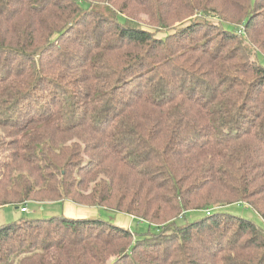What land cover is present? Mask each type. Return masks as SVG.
I'll return each instance as SVG.
<instances>
[{"label": "trees", "instance_id": "16d2710c", "mask_svg": "<svg viewBox=\"0 0 264 264\" xmlns=\"http://www.w3.org/2000/svg\"><path fill=\"white\" fill-rule=\"evenodd\" d=\"M260 52L264 0H0V207L155 228L21 218L0 264H264Z\"/></svg>", "mask_w": 264, "mask_h": 264}, {"label": "rangeland", "instance_id": "374dc122", "mask_svg": "<svg viewBox=\"0 0 264 264\" xmlns=\"http://www.w3.org/2000/svg\"><path fill=\"white\" fill-rule=\"evenodd\" d=\"M83 8H86L85 3L82 4ZM141 21H144L141 18ZM233 27V26H232ZM235 29L237 25L234 26ZM159 36H164L165 33L158 34ZM256 60L258 63L264 67V53L260 52L256 55ZM6 138V134L3 131H0V142L4 141ZM2 150V149H1ZM3 154L7 155L10 154V149L4 150ZM3 160V157L0 154V161ZM26 208L28 209L27 213L21 214L20 210H16L12 206H5L0 207V226L9 224L11 222L17 221L21 218H37V219H44L49 218L55 215L62 214V209L60 205L55 203H33V202H25ZM22 206V205H21ZM79 207V206H78ZM83 208H96L97 213L96 215L85 217H99L100 220L110 222V223H117L118 225H125L126 228L133 233L135 236L144 235L147 233H153L155 231L154 226H150L148 223H145L144 220L137 219L133 216L117 213L111 210H106L100 207H83ZM99 211V212H98ZM225 213H229L231 215H236L245 219H249L256 225L261 226L262 221L259 216L247 205H230L226 208L221 209ZM204 216V211H192L186 213L183 219H178L176 224L182 225L185 223L192 222L196 219H199ZM78 218V216L76 217ZM128 222V224H126ZM124 226V227H125Z\"/></svg>", "mask_w": 264, "mask_h": 264}, {"label": "crops", "instance_id": "0c3cea01", "mask_svg": "<svg viewBox=\"0 0 264 264\" xmlns=\"http://www.w3.org/2000/svg\"><path fill=\"white\" fill-rule=\"evenodd\" d=\"M55 204L60 205V207L62 209V214L66 215L68 217H77L78 216V218H81V217H85L86 215L91 216V215L98 214L96 208H83V207L74 206V205L69 204V203H64V204L55 203ZM12 207H14V206H12ZM14 208L16 210H20L21 207H14ZM27 211H28V209H27ZM27 211L25 213H27ZM25 213H21V214H25ZM126 224H128V222ZM122 226L124 227L125 225H122Z\"/></svg>", "mask_w": 264, "mask_h": 264}, {"label": "built area", "instance_id": "2783aa9c", "mask_svg": "<svg viewBox=\"0 0 264 264\" xmlns=\"http://www.w3.org/2000/svg\"><path fill=\"white\" fill-rule=\"evenodd\" d=\"M26 211H27L26 205H25V203H23L21 208H20V212L25 213Z\"/></svg>", "mask_w": 264, "mask_h": 264}]
</instances>
